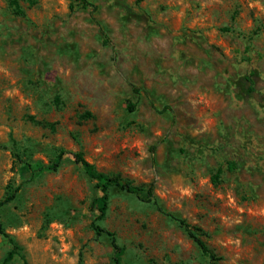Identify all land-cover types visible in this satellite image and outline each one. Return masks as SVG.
Wrapping results in <instances>:
<instances>
[{
    "label": "rangeland",
    "instance_id": "obj_1",
    "mask_svg": "<svg viewBox=\"0 0 264 264\" xmlns=\"http://www.w3.org/2000/svg\"><path fill=\"white\" fill-rule=\"evenodd\" d=\"M89 1L0 0V264H114L77 152L218 259L112 189L121 264H264V0Z\"/></svg>",
    "mask_w": 264,
    "mask_h": 264
},
{
    "label": "trees",
    "instance_id": "obj_2",
    "mask_svg": "<svg viewBox=\"0 0 264 264\" xmlns=\"http://www.w3.org/2000/svg\"><path fill=\"white\" fill-rule=\"evenodd\" d=\"M81 2L85 7L92 6L89 0H81ZM123 3L126 4L125 1H123ZM14 5H16V8L19 9L20 11L19 4L14 1ZM104 42L105 44H108V40H105ZM249 80L253 83L251 77H249ZM135 107H136L135 104H130L129 106L130 110L132 111L135 110ZM64 154H65L64 150H61L51 164L45 165L42 163H38L36 166H32L30 168H32L34 174L36 173L40 174L42 172H49V171H57L62 164V159ZM74 156L76 158V162L82 166L85 174L95 182V187L100 192V196L93 201V210L96 211L97 216L94 222L92 223V227L98 236L107 234L111 238L112 245L115 250L114 264H121L124 255V248L118 243L115 234L113 232L107 231L100 224V222L103 221L108 214L109 205H110V192L112 189H119L127 193L134 194L138 198L144 201L153 203L161 212L166 213L169 216H171L173 219H175L180 224V226L185 230V232L189 235V237H191L196 242V244L201 248V250L205 254H207L213 261L218 260L215 254L212 252V250L208 248V246L202 239V237L205 236L206 233H204L199 228L189 225L185 219L176 217L175 215H172L171 213L165 211V209L160 205L155 195L154 184L135 186L131 182L123 180L118 175H110L99 171L94 164H92L86 159L85 155L82 152H77L74 154ZM240 165H241L240 163L228 162L227 168L229 171H234L237 168H239ZM221 173L222 170L219 169L217 174L214 176V182L218 183ZM14 198H15V193L8 198L0 200V210L6 204L14 200ZM0 233L5 235L1 220H0ZM17 252H20V247L15 244V249L8 253L3 264L11 263L14 260L16 254H18ZM24 264H28L26 260H24Z\"/></svg>",
    "mask_w": 264,
    "mask_h": 264
}]
</instances>
